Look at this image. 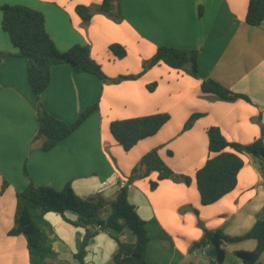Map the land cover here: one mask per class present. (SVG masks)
Segmentation results:
<instances>
[{"label": "crops", "instance_id": "0c3cea01", "mask_svg": "<svg viewBox=\"0 0 264 264\" xmlns=\"http://www.w3.org/2000/svg\"><path fill=\"white\" fill-rule=\"evenodd\" d=\"M102 2L0 0V7L23 5L41 12L58 51L88 46L107 78L140 75L111 84L90 74H77L67 65L53 66L48 88L36 98L28 83V61L0 57V264H29L25 238L8 235L14 222L15 195L29 181L54 191L69 183L78 198L100 196L109 201L117 190L102 197L114 188L98 194L101 183L115 178L126 181L138 160L154 148L173 172L190 177L191 184L163 180L150 190L149 183L157 181V174L152 173L128 189V202L144 221L149 237L145 264H212L203 253L189 252L202 237L198 223L225 237L241 238L264 207V181L249 156H241L243 167L235 188L211 205L200 204L193 179L209 156L206 130L210 127H217L228 142L249 145L260 139L264 145V21L259 26L246 24L248 0H120V20L94 14L84 25L76 6ZM1 20L0 10V52L16 54L1 29ZM111 45L123 47L125 57L116 58L109 50ZM162 46L196 50L197 77L163 63L142 72L143 63ZM208 79L247 100L225 102L203 94L201 83ZM152 84L155 88L149 91ZM38 104L67 125L91 105L97 104V110L52 150L43 152L31 146L38 131ZM161 113L169 115L168 122L128 152L110 134L113 121ZM196 114L199 118L183 130ZM3 181L7 186L1 193ZM65 216L71 222L78 220L73 212ZM45 220L57 253L53 264H63L66 256L74 258L84 229L54 213H47ZM108 235L99 231L89 240L85 264H113L117 245ZM121 239L135 242L127 230ZM255 247L254 239L227 243L223 264H242L235 252H250ZM259 262L264 264V253Z\"/></svg>", "mask_w": 264, "mask_h": 264}, {"label": "trees", "instance_id": "16d2710c", "mask_svg": "<svg viewBox=\"0 0 264 264\" xmlns=\"http://www.w3.org/2000/svg\"><path fill=\"white\" fill-rule=\"evenodd\" d=\"M0 10L1 29L17 49L16 54L0 52V57L17 56L28 61V83L36 98L48 88L53 66L67 65L77 74H90L104 83L111 84L139 77L136 75L107 78L101 67L91 58L88 46L75 45L66 52L58 51L46 32L44 15L37 10L23 5H3ZM75 12L84 25L88 24L94 14H102L118 21L121 19L120 0H103L99 6L78 5ZM263 21L264 0H248L246 24L259 26ZM109 50L118 59L125 57V50L119 45H111ZM197 62L196 50L162 46L157 48L150 60L143 63L142 72L163 63L171 69L183 71L195 78L198 72ZM154 88L155 84L148 86L149 91ZM201 92L225 102L247 100L246 97L233 93L211 79L201 83ZM96 110L97 104L91 105L82 111L71 125H67L49 115L38 104V131L31 146L43 152L52 150ZM199 116V114L190 116L183 130L189 129ZM168 120L169 115L166 113L117 120L110 123L109 131L113 140L123 151L128 152L139 141L157 134ZM206 136L209 156L193 177L202 206L217 202L235 188L238 172L243 167L241 156H249L253 160L264 181V145L260 139L249 145L231 143L226 141L217 127L208 128ZM152 173L157 174V181L149 183L150 190H154L158 182L163 180L186 186L191 184L190 177L176 174L159 158L157 148L144 154L125 180L131 185L134 181L145 179ZM6 186L7 183L3 181L1 193ZM66 212L75 213L78 220L71 222L66 218ZM47 213H54L69 224L84 229L79 250L73 255L77 264H85L88 242L99 231L112 236L117 245L112 257L113 264L146 263L149 237L144 221L137 216L135 208L128 202L126 187L118 190L113 199L105 201L100 196L89 199L78 198L69 183L62 190L54 191L51 188L36 187L29 181L27 186L15 195L14 222L8 232L9 236L21 235L25 238L29 264H53L57 261V253L53 249L51 238L52 229L45 220ZM198 224L202 228V237L191 245L190 253H203L212 264H223L227 243L254 239L256 247L253 251H237L234 255L242 264H261L259 257L264 253V207L257 215L251 230L241 238L231 239L223 236L220 231H210L200 222ZM126 230L134 236V243L121 239Z\"/></svg>", "mask_w": 264, "mask_h": 264}, {"label": "built area", "instance_id": "2783aa9c", "mask_svg": "<svg viewBox=\"0 0 264 264\" xmlns=\"http://www.w3.org/2000/svg\"><path fill=\"white\" fill-rule=\"evenodd\" d=\"M126 187L127 189L131 188V185L127 184L126 181L121 180L119 178H115L112 181H104L101 183V188L98 191V194L102 193L103 191L114 188L117 191Z\"/></svg>", "mask_w": 264, "mask_h": 264}, {"label": "rangeland", "instance_id": "374dc122", "mask_svg": "<svg viewBox=\"0 0 264 264\" xmlns=\"http://www.w3.org/2000/svg\"><path fill=\"white\" fill-rule=\"evenodd\" d=\"M140 76V75H139ZM155 149V148H154ZM140 160V159H139ZM138 160V161H139ZM138 163V162H137ZM136 163V164H137ZM135 164V165H136ZM134 165V166H135ZM136 181H139V180H136ZM135 182V181H134ZM116 191V189H112L111 191H109V192H107V193H105L104 195H102V197H108V196H110L112 193H114ZM138 216V215H137ZM139 217V216H138ZM140 218V217H139ZM129 232V231H128ZM129 234H131L130 232H129ZM132 235V234H131ZM109 236V235H108ZM127 236V234H125V236H123V238L124 237H126ZM59 246H61V243H59ZM64 250V249H63ZM68 252H66V253H63V254H67ZM62 260L64 261V263L63 264H75L77 261H76V259L75 258H68L67 256L66 257H64V258H62ZM230 261H227V264H230L229 263Z\"/></svg>", "mask_w": 264, "mask_h": 264}]
</instances>
